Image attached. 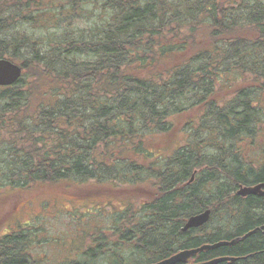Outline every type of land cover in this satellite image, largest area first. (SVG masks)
Masks as SVG:
<instances>
[{"label": "trees", "instance_id": "obj_1", "mask_svg": "<svg viewBox=\"0 0 264 264\" xmlns=\"http://www.w3.org/2000/svg\"><path fill=\"white\" fill-rule=\"evenodd\" d=\"M0 58L23 67L0 86V191L67 182L123 201L93 206L115 218L82 260L52 264H150L264 224V197L238 194L264 182L244 154L264 136V0H0ZM195 109L172 152L153 148ZM29 232L0 234V264H41ZM245 253L218 264H264L262 230L193 260Z\"/></svg>", "mask_w": 264, "mask_h": 264}, {"label": "rangeland", "instance_id": "obj_2", "mask_svg": "<svg viewBox=\"0 0 264 264\" xmlns=\"http://www.w3.org/2000/svg\"><path fill=\"white\" fill-rule=\"evenodd\" d=\"M228 96V91L224 94L220 91L217 93L219 100ZM198 112L199 109H195L188 111L184 116H179L180 121L176 127L179 131L176 130L169 138L165 136L159 138L153 148L164 153L172 152L182 141L183 121L185 118H197ZM246 147L249 149H246L244 154L249 157L251 162L249 163L256 168L258 162L264 160V136L260 137L254 148ZM132 192L139 196L144 195L140 189ZM87 193H83L77 185L67 182L56 185H34L25 190H2L0 191V234L21 226L30 227L28 248L40 259L41 264L67 262L74 258L82 260L79 249L87 232L96 227L111 228L115 218L112 212H105L102 207L93 206L107 202L108 207L112 209L114 207L110 201L117 206L123 203L118 192ZM217 225H223V222L219 221ZM86 241L87 239L84 243Z\"/></svg>", "mask_w": 264, "mask_h": 264}, {"label": "water", "instance_id": "obj_3", "mask_svg": "<svg viewBox=\"0 0 264 264\" xmlns=\"http://www.w3.org/2000/svg\"><path fill=\"white\" fill-rule=\"evenodd\" d=\"M23 74V67L21 64L16 63L8 58H0V86H9L16 83ZM238 194L242 196H247L249 194L259 195L264 197V182L258 183L251 186H241L238 190ZM211 210L206 209L198 214L190 216L183 230H188L190 228L200 227L207 223L210 219ZM256 230H251L241 237L234 238L231 241L222 240L213 244H204L197 248L184 249L172 256L151 264H186L194 255L201 251H208L214 248H218L222 245H233L239 241L244 240L249 235L253 234ZM223 261H235V257H218L212 260L196 263V264H218Z\"/></svg>", "mask_w": 264, "mask_h": 264}, {"label": "flooded vegetation", "instance_id": "obj_4", "mask_svg": "<svg viewBox=\"0 0 264 264\" xmlns=\"http://www.w3.org/2000/svg\"><path fill=\"white\" fill-rule=\"evenodd\" d=\"M256 228H258V229H260V230H262L263 232H264V224H262V225H258L257 227H255V228H253V229H256ZM252 229V230H253ZM249 232V231H248ZM246 234V233H245ZM254 254L255 253H251V254H238V255H233L232 257H235V258H237V260H235V261H238V260H240V259H243V258H246V257H248V256H254ZM226 256H228V255H226Z\"/></svg>", "mask_w": 264, "mask_h": 264}]
</instances>
